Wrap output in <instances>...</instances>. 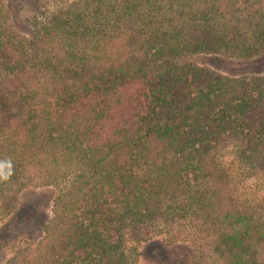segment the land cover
<instances>
[{
  "label": "trees",
  "instance_id": "1",
  "mask_svg": "<svg viewBox=\"0 0 264 264\" xmlns=\"http://www.w3.org/2000/svg\"><path fill=\"white\" fill-rule=\"evenodd\" d=\"M68 1L26 35L0 4V232L28 185L54 188L8 264H129L130 233L183 219L222 264H264V207L239 195L264 171V75L192 61L264 52L262 0Z\"/></svg>",
  "mask_w": 264,
  "mask_h": 264
},
{
  "label": "rangeland",
  "instance_id": "2",
  "mask_svg": "<svg viewBox=\"0 0 264 264\" xmlns=\"http://www.w3.org/2000/svg\"><path fill=\"white\" fill-rule=\"evenodd\" d=\"M66 1L0 0V4L6 3L10 6L8 21L18 32L26 35L32 32L36 18L37 21H43ZM255 4V8L252 9L264 12V0ZM248 11L249 9H242V16L246 17ZM192 61L226 76L254 78L264 75V52L247 60L220 54H204L194 56ZM232 160L230 154L225 156L227 163ZM241 177L239 183L241 201L251 206L264 207V171L256 176ZM64 179L66 180L67 177ZM36 182L34 181L21 192L17 203L18 210H14L15 216L11 224L4 223L7 220L2 222V226L6 225V228L0 232V244L4 240L7 241L3 243L0 252V264H8L12 258L20 257L26 250L34 248L39 240L40 222L52 213L51 194L54 188L36 186ZM27 213L33 214L31 215L33 217L27 218L35 222L20 225V216L26 217ZM171 240L175 241L170 244ZM210 243L209 232L196 226L191 219H183L178 220L173 228L171 225L161 224L149 226L137 233H130L127 236L125 253L129 264H222L217 256H211ZM196 248L199 250L201 248L204 255L200 252L197 256H192ZM199 254L202 256H198Z\"/></svg>",
  "mask_w": 264,
  "mask_h": 264
}]
</instances>
